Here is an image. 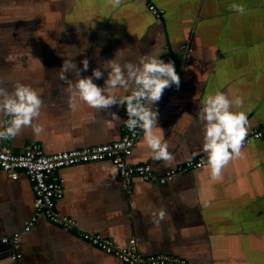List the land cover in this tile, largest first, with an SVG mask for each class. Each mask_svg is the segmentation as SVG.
<instances>
[{
  "label": "crops",
  "instance_id": "crops-1",
  "mask_svg": "<svg viewBox=\"0 0 264 264\" xmlns=\"http://www.w3.org/2000/svg\"><path fill=\"white\" fill-rule=\"evenodd\" d=\"M234 3L244 5L245 14L232 10ZM149 4L163 10L160 21ZM152 51L173 61L181 79L179 89H166L154 106L174 160L152 159L142 131L127 162L149 164L160 175L199 158L205 164L164 183L135 178L128 190L108 160L63 168L56 210L117 247L134 240L144 256L264 264V137L245 143L243 155L213 180L197 115L203 99L220 91L233 101L243 98V107L233 104V110L247 113L249 133L264 123V0H122L119 7L109 0H0V81L9 90L16 83L37 90L43 107L34 123L44 128L39 135L25 128L1 143L21 153L37 142L51 154L118 141L126 106L96 110L74 97L70 108L60 69L65 59L77 68L87 59L89 69L81 75L91 76L110 59L134 61ZM104 79L94 82L103 86ZM113 94L127 93L117 88ZM32 204L27 177L12 180L0 170V236L21 232ZM12 252L0 244V264H13ZM19 252L20 264H123L44 217L22 236Z\"/></svg>",
  "mask_w": 264,
  "mask_h": 264
},
{
  "label": "clouds",
  "instance_id": "clouds-1",
  "mask_svg": "<svg viewBox=\"0 0 264 264\" xmlns=\"http://www.w3.org/2000/svg\"><path fill=\"white\" fill-rule=\"evenodd\" d=\"M122 0H109L113 7H119ZM231 9L245 14L242 4H232ZM118 51L117 56L120 52ZM162 52H149L139 55L134 61L121 62L110 59L101 68L92 70L91 76H82L89 69V61H81L82 68H77L73 59H65L60 69V79L68 84L69 107L75 108L76 100L96 110H110L114 106H126L127 120L124 121L129 131L141 129L144 133L143 142L150 149L151 157L157 161L171 162L174 160L169 151V143L164 139V130L159 127V112L155 105L161 100L166 89L175 86L178 90L181 79L175 64L160 58ZM74 73L76 79L68 80L67 73ZM107 73V79L104 75ZM104 79L103 86L94 81ZM121 88L127 93L117 96L114 90ZM233 104L242 108L244 100L237 97L234 101L224 92L217 91L207 95L202 101V108L197 115L203 125L202 150L207 154V166L210 168L211 179L219 180L222 169L234 158H240L242 147L249 133L250 122L243 110L234 111ZM43 100L37 90L30 85L16 83L9 90L0 81V140L15 138L25 128H31L33 134L44 132L42 125L34 123L40 116ZM115 121L120 116L111 112ZM165 212L160 211L163 219Z\"/></svg>",
  "mask_w": 264,
  "mask_h": 264
},
{
  "label": "built area",
  "instance_id": "built-area-1",
  "mask_svg": "<svg viewBox=\"0 0 264 264\" xmlns=\"http://www.w3.org/2000/svg\"><path fill=\"white\" fill-rule=\"evenodd\" d=\"M147 9L155 20L162 19L163 10L153 4H149ZM127 118L126 115L124 121ZM0 119L8 118L0 117ZM121 131V138L109 144L58 151L51 154L44 153L37 142H31L23 152L15 153L0 141V170L12 180L18 179L20 174L25 175L33 193V215L23 230L10 236H0V243L11 245L13 252L10 258L13 264H20L21 238L31 229L38 217H44L51 224L63 230H74L83 241L105 254L113 256L123 264H195L172 255H141L134 246V240H130L126 247H117L110 239L79 228L73 219L56 210L57 202L63 197L64 180L58 174L63 168L108 160L116 168L123 188L128 190L135 178L146 182L164 183L174 175L200 168L205 164L202 158L196 161H187L165 171L162 175L158 174L149 164H129L127 159L131 156L142 130L138 128L133 133L123 122ZM262 137H264V123L248 133L244 144Z\"/></svg>",
  "mask_w": 264,
  "mask_h": 264
},
{
  "label": "water",
  "instance_id": "water-1",
  "mask_svg": "<svg viewBox=\"0 0 264 264\" xmlns=\"http://www.w3.org/2000/svg\"><path fill=\"white\" fill-rule=\"evenodd\" d=\"M0 244H2V245H5V246H9L10 248H11V245L10 244H8V243H6V244H3V243H0Z\"/></svg>",
  "mask_w": 264,
  "mask_h": 264
}]
</instances>
